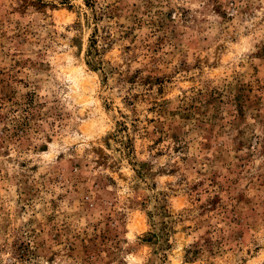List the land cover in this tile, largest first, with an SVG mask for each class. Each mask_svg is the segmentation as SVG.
<instances>
[{
    "label": "rangeland",
    "instance_id": "obj_1",
    "mask_svg": "<svg viewBox=\"0 0 264 264\" xmlns=\"http://www.w3.org/2000/svg\"><path fill=\"white\" fill-rule=\"evenodd\" d=\"M0 264H264V0H0Z\"/></svg>",
    "mask_w": 264,
    "mask_h": 264
}]
</instances>
